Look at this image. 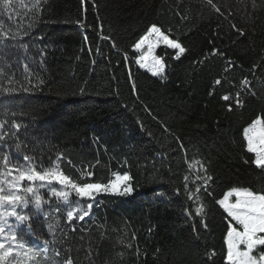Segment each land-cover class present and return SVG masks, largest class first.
I'll use <instances>...</instances> for the list:
<instances>
[{"label":"trees","instance_id":"16d2710c","mask_svg":"<svg viewBox=\"0 0 264 264\" xmlns=\"http://www.w3.org/2000/svg\"><path fill=\"white\" fill-rule=\"evenodd\" d=\"M216 3L223 16L204 0H47L31 29L32 13L11 21L5 16L13 30L19 21L30 34L0 44V66L10 65L9 74L26 86L27 76L38 87L0 95V119L27 126L0 149L21 162L27 153L44 166L58 163L74 176L87 168L92 182H106L113 172L133 177L131 194L100 193L84 221L66 222L61 208L56 225L54 204L44 205L48 219L43 212L33 215L34 233L55 239L49 256L58 264L68 256L74 264H205L212 250L217 256L207 264H224L227 220L215 200L233 186L264 190V173L244 163L250 154L242 146L243 128L264 112V2L256 0L255 9L252 0ZM153 23L171 29L188 49L179 61L173 50L158 49L167 64L163 80L135 63L133 45ZM233 23L246 34L240 36ZM213 47L224 56L205 60ZM229 59L234 66L225 72ZM253 64L260 66L253 70ZM244 77L256 96L244 95V107L229 112L221 96L234 94ZM217 78L222 84L210 96ZM194 160L213 177V195L201 193L208 227L197 223L198 239L184 211L195 207L183 180L186 174L194 178L188 169ZM46 193L41 191L49 199ZM25 212L35 209L29 205ZM49 223L56 225L55 237L48 235Z\"/></svg>","mask_w":264,"mask_h":264},{"label":"snow or ice","instance_id":"6c2138e0","mask_svg":"<svg viewBox=\"0 0 264 264\" xmlns=\"http://www.w3.org/2000/svg\"><path fill=\"white\" fill-rule=\"evenodd\" d=\"M206 6L221 16L224 13L216 0H204ZM264 2V0H262ZM47 0H0V44L6 41L22 39L29 35V31H21L19 21L13 25L6 24L11 21L13 16L22 18L28 13H32L35 19L28 24L31 29L39 22L40 16L44 10ZM252 7H257L256 0H252ZM76 23H81L76 21ZM83 26V25H82ZM231 27L240 35L244 36L245 31L237 27L235 23ZM87 39V37H85ZM101 39H110L108 36L101 35ZM21 47H27L21 44ZM113 47L115 44L113 43ZM173 50L172 59L179 61L188 51L187 47L179 40L172 37L171 29L164 30L162 26L153 23L143 35L133 45L137 55L135 63L142 69H146L154 77L166 79V58L158 54V49ZM209 55L224 56V53L213 47ZM125 61L128 60L127 53L124 54ZM93 63H95L93 61ZM194 63H203L195 61ZM234 62L227 61L225 72L230 71ZM259 64H253L255 70ZM10 65L0 66V95L12 94L17 91H29L30 88L38 87L26 76L27 85L14 74H9L5 69ZM24 72H29V66L24 65ZM131 79V73H129ZM5 80L7 84H5ZM43 81L40 80V84ZM230 86L235 87L232 82ZM222 84V80L217 78L214 81L213 89L209 95H213L215 87ZM30 86V87H29ZM133 91H136L135 83L132 85ZM83 92V89H81ZM244 95L256 96V91L252 87V81L244 77L240 81L238 90L233 94L225 93L221 99L226 102V110L229 112L235 109L243 108L245 105ZM17 113L12 112L15 117ZM8 112L5 111V117ZM143 127V126H142ZM21 128H27L22 122L16 119H0V145L6 144L7 139H13L16 142L17 133ZM242 146L248 158L244 159L245 164L255 166L260 172L264 173V112L255 116L242 130ZM17 150L21 149V144L16 143ZM62 158V154L57 156V161ZM22 161L14 159L9 152L0 149V264H58L56 260L49 256V246L55 244V239H48L45 236L35 234L30 221L34 214L43 212L45 219H48L50 213L44 211V205H55L54 211L58 214L56 225L60 223L59 213L61 208L65 209L64 217L66 222L84 221L89 216L96 197L100 193H112L121 196L129 195L133 192L131 181L133 177L129 172H113L111 178L106 182H92L94 175L87 168L79 170V175L66 174L65 170L58 163H50L44 166L43 162H37L36 157L22 155ZM188 169L195 170L194 178L189 181V175H184V190L187 199L195 205L185 208V216L191 222L192 232L199 238L200 228L207 229L205 222L206 205L202 199L201 193L206 192L212 196L209 191L210 181L213 177L208 174V169L203 161L194 160L188 163ZM191 183L192 187H189ZM47 189L49 199L41 194V189ZM179 194V190H177ZM51 198H55L54 201ZM86 203V206H85ZM215 203L226 214L227 220L226 232L223 236V260L224 264H264V190H254L246 186H233L225 191L221 198L215 200ZM32 205L35 213H26L25 209ZM199 217V221H197ZM56 225L48 224V235L55 237ZM31 236L34 242L26 239ZM133 239L135 237L133 236ZM131 247V245H127ZM54 256L59 257L60 251L53 249ZM217 256L215 250L207 253V260L212 261ZM63 264H74L71 256H68Z\"/></svg>","mask_w":264,"mask_h":264},{"label":"rangeland","instance_id":"374dc122","mask_svg":"<svg viewBox=\"0 0 264 264\" xmlns=\"http://www.w3.org/2000/svg\"><path fill=\"white\" fill-rule=\"evenodd\" d=\"M144 70H146V69H144ZM147 71V70H146ZM148 72V71H147ZM148 73H150V72H148ZM151 74V73H150ZM44 189H46V188H43V189H41L40 191H42V190H44ZM47 190V189H46Z\"/></svg>","mask_w":264,"mask_h":264}]
</instances>
